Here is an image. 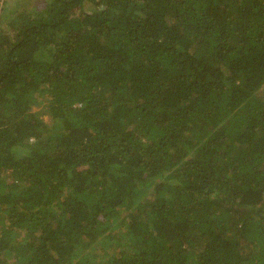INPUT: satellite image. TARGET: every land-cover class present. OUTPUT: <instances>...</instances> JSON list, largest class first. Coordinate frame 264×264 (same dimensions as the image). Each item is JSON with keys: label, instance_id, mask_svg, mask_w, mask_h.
Returning <instances> with one entry per match:
<instances>
[{"label": "trees", "instance_id": "obj_1", "mask_svg": "<svg viewBox=\"0 0 264 264\" xmlns=\"http://www.w3.org/2000/svg\"><path fill=\"white\" fill-rule=\"evenodd\" d=\"M42 1L0 3V264H264V0Z\"/></svg>", "mask_w": 264, "mask_h": 264}, {"label": "rangeland", "instance_id": "obj_2", "mask_svg": "<svg viewBox=\"0 0 264 264\" xmlns=\"http://www.w3.org/2000/svg\"><path fill=\"white\" fill-rule=\"evenodd\" d=\"M29 2V3H28ZM0 3L1 5L3 4H6V6L8 8H12L13 10H16L17 7H19V4L22 3V4H27L29 6V8L31 7H35L36 5H39V6H42L43 7V4H45V2H43L42 0H33V1H29V0H0ZM21 9V8H19ZM95 9V7L92 5V4H88V7L86 8V10L89 12L91 10ZM7 16L5 17L4 21H5V26L6 28L9 26V22L11 21L12 17H13V13L12 12H8L6 14ZM34 110L38 111L41 113V117L47 121V122H51L52 121V116L50 115L49 112H46L47 108L44 107V106H37L34 108ZM15 260L12 261L10 264H15Z\"/></svg>", "mask_w": 264, "mask_h": 264}]
</instances>
